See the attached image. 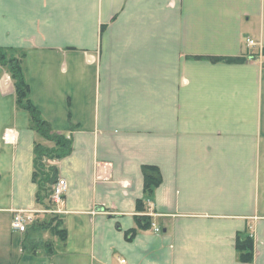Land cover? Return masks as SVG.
Instances as JSON below:
<instances>
[{
    "label": "crops",
    "instance_id": "0c3cea01",
    "mask_svg": "<svg viewBox=\"0 0 264 264\" xmlns=\"http://www.w3.org/2000/svg\"><path fill=\"white\" fill-rule=\"evenodd\" d=\"M0 48L71 140L47 160L68 183L56 218L33 180L36 144L54 143L0 64V264H264V65L247 58L264 54V0H0ZM22 209L41 224L18 234Z\"/></svg>",
    "mask_w": 264,
    "mask_h": 264
},
{
    "label": "trees",
    "instance_id": "16d2710c",
    "mask_svg": "<svg viewBox=\"0 0 264 264\" xmlns=\"http://www.w3.org/2000/svg\"><path fill=\"white\" fill-rule=\"evenodd\" d=\"M7 51L8 50L0 48V64L7 69L14 82L17 105L29 113L32 126L40 136L45 140L54 143L52 148H47L42 144H36L34 160L35 171L33 175V180L38 184L39 188L37 200L39 202L42 200H48L50 204L48 208H50L51 186L58 180V174L56 167L48 165L47 160H53L68 155V153L71 152V140L65 136L54 134L51 125L42 118L40 112L32 103L30 99L29 84L26 81L23 72V54L19 57L12 56L6 59L5 53ZM47 168L49 169L47 170ZM143 173L145 178V193L149 197L153 193V190L159 185L161 176L159 170L154 166H145L143 168ZM139 209L144 211V202H140ZM56 218H53V221L57 220ZM138 223L142 229H148L153 225L149 216L138 217ZM38 224H41L39 220H35L33 223V225ZM58 227L59 224L57 223L53 229L55 232L61 233L58 230ZM251 242L250 239L238 241V248L241 251V257L246 261L252 259Z\"/></svg>",
    "mask_w": 264,
    "mask_h": 264
},
{
    "label": "built area",
    "instance_id": "2783aa9c",
    "mask_svg": "<svg viewBox=\"0 0 264 264\" xmlns=\"http://www.w3.org/2000/svg\"><path fill=\"white\" fill-rule=\"evenodd\" d=\"M247 45L250 48H257L258 42L252 38H247L246 40ZM249 60H254L260 62L262 65H264V54L263 52L252 53L251 55L247 56ZM3 139L6 143H14L18 136L13 130H6L3 136ZM110 166L108 163L104 162H98L96 164V177L99 181H107L110 179ZM68 191V183L64 178H58V180L51 186V207L48 208V210H43V213H49V214H60L62 213V210L60 206L64 204V196L66 195ZM36 211L32 210H16L14 211L13 220L11 223V228L13 232L18 234H24L28 226L33 224L35 221L34 215L36 214ZM150 216L153 215L152 213L149 214ZM156 232H160L161 230L159 228H155ZM125 260H122V263H124Z\"/></svg>",
    "mask_w": 264,
    "mask_h": 264
},
{
    "label": "rangeland",
    "instance_id": "374dc122",
    "mask_svg": "<svg viewBox=\"0 0 264 264\" xmlns=\"http://www.w3.org/2000/svg\"><path fill=\"white\" fill-rule=\"evenodd\" d=\"M5 54H6V56H5L6 59L9 58V57H12V56H13V53H12V52H9V51H7ZM17 56H19V55L17 54ZM52 146H54V144H52ZM48 169H49V168H47V170H48Z\"/></svg>",
    "mask_w": 264,
    "mask_h": 264
}]
</instances>
